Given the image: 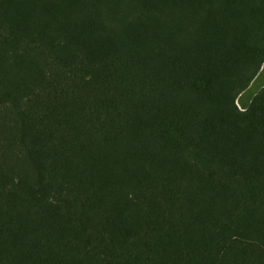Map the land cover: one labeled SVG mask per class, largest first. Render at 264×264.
Here are the masks:
<instances>
[{
  "label": "trees",
  "instance_id": "16d2710c",
  "mask_svg": "<svg viewBox=\"0 0 264 264\" xmlns=\"http://www.w3.org/2000/svg\"><path fill=\"white\" fill-rule=\"evenodd\" d=\"M264 0H0V264H264Z\"/></svg>",
  "mask_w": 264,
  "mask_h": 264
},
{
  "label": "rangeland",
  "instance_id": "374dc122",
  "mask_svg": "<svg viewBox=\"0 0 264 264\" xmlns=\"http://www.w3.org/2000/svg\"><path fill=\"white\" fill-rule=\"evenodd\" d=\"M264 82V69L261 71L260 75L254 80L252 85L246 90V92L239 98V107L247 104L250 97L261 87Z\"/></svg>",
  "mask_w": 264,
  "mask_h": 264
}]
</instances>
